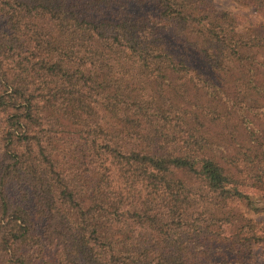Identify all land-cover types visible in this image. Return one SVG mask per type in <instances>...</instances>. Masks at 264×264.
Here are the masks:
<instances>
[{"label":"trees","instance_id":"obj_1","mask_svg":"<svg viewBox=\"0 0 264 264\" xmlns=\"http://www.w3.org/2000/svg\"><path fill=\"white\" fill-rule=\"evenodd\" d=\"M263 16L209 0H0V264H264Z\"/></svg>","mask_w":264,"mask_h":264},{"label":"rangeland","instance_id":"obj_2","mask_svg":"<svg viewBox=\"0 0 264 264\" xmlns=\"http://www.w3.org/2000/svg\"><path fill=\"white\" fill-rule=\"evenodd\" d=\"M213 6L223 9L233 15L240 24H256L263 20V16L256 13L252 8L238 5L231 0H209ZM264 70V52L259 54ZM245 215L258 221L264 228V206L253 204L245 208ZM260 260L264 261V257L260 256Z\"/></svg>","mask_w":264,"mask_h":264}]
</instances>
